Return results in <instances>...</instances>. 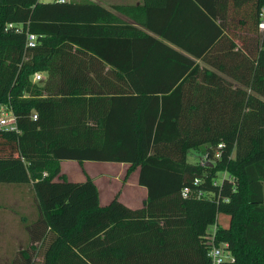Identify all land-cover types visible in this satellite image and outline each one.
<instances>
[{
	"label": "trees",
	"instance_id": "trees-1",
	"mask_svg": "<svg viewBox=\"0 0 264 264\" xmlns=\"http://www.w3.org/2000/svg\"><path fill=\"white\" fill-rule=\"evenodd\" d=\"M263 8L114 6L127 23L90 1L0 0V105L19 127L0 129V184L30 185L39 211L10 264H214L221 245L234 257L222 264H264ZM200 148L208 164L189 161ZM63 160L128 164L127 179L139 169L145 205L102 206Z\"/></svg>",
	"mask_w": 264,
	"mask_h": 264
},
{
	"label": "rangeland",
	"instance_id": "rangeland-1",
	"mask_svg": "<svg viewBox=\"0 0 264 264\" xmlns=\"http://www.w3.org/2000/svg\"><path fill=\"white\" fill-rule=\"evenodd\" d=\"M204 150V148L193 150L189 155V161L201 163L205 155ZM109 164L119 166L118 163L71 161L63 162L62 167L71 179L83 182L88 179L89 175L96 176L97 171L109 167ZM112 169L113 167L109 171ZM134 178L131 174L127 179V173L124 172L123 175H117V178L114 179L117 186L121 187L126 179L128 183H133ZM222 178L223 174L220 173L219 180ZM38 214V206L30 185L21 187L17 184H0V264L12 263L20 252L30 247L32 243L26 226L35 221ZM229 223V216L224 213L219 214L218 225L220 227H228ZM214 229L212 226L211 231ZM220 248L225 250L224 245H221ZM41 258V256L35 257L38 264H42Z\"/></svg>",
	"mask_w": 264,
	"mask_h": 264
},
{
	"label": "crops",
	"instance_id": "crops-1",
	"mask_svg": "<svg viewBox=\"0 0 264 264\" xmlns=\"http://www.w3.org/2000/svg\"><path fill=\"white\" fill-rule=\"evenodd\" d=\"M41 1L48 3L54 0H51V1L41 0ZM74 1H77V2L90 1V2L97 3L101 6L111 9L114 14H116L122 21L127 22V23H133V21L129 19L126 15H123L122 13H119L118 11H116L114 9V6H118V5H127V6L134 5L135 6V5L143 4V0H74ZM206 66L211 71L217 72V70H215L212 66H209V65H206ZM63 162H71V161H66V160L61 161V174H65L67 175L69 180L75 181L71 179L70 175L63 169L62 167ZM87 162H90V161H87ZM118 164L119 166H114L113 164H109L110 165L109 167L100 169L99 171H97L96 176H91V175L88 176V178L93 179V181L96 183L98 187L101 205L106 206L110 204L116 197H118L122 203L126 204L127 206L131 208L143 207L147 201L148 193L145 187L139 185V182H138L139 169L132 173L133 176L135 177L133 180V183H128L126 179L125 183L121 187H118L116 180H115L117 178V175H123L124 172L126 174L129 168L128 164H123V163H118ZM111 167H113V169L109 171Z\"/></svg>",
	"mask_w": 264,
	"mask_h": 264
},
{
	"label": "built area",
	"instance_id": "built-area-1",
	"mask_svg": "<svg viewBox=\"0 0 264 264\" xmlns=\"http://www.w3.org/2000/svg\"><path fill=\"white\" fill-rule=\"evenodd\" d=\"M59 2H67L68 0H57ZM261 23L259 24V29L264 32V8L262 9L261 13ZM9 27H13V24H9ZM36 40L37 36L33 33H28L27 35V45L29 47H34L36 45ZM43 79V75L41 73H36L33 77L34 82H39ZM34 120L37 119V116H33ZM0 129H4L7 131H15L19 132V127H18V121L17 118L14 114V111L10 105H0ZM220 148L223 147V145H219ZM220 154L218 153V156ZM210 160L208 159L207 155H204L203 160L201 164L209 163ZM199 180H195V184H198ZM193 193L192 189L189 187H185L183 189V196L184 197H189ZM195 193V192H194ZM198 196H202V192H197L196 193ZM214 230L211 231L212 237H214L215 230H216V225L214 226ZM209 256L211 257L212 261L214 264H222L225 262H232L234 261V257L225 250L221 249L220 247H213L209 251Z\"/></svg>",
	"mask_w": 264,
	"mask_h": 264
}]
</instances>
